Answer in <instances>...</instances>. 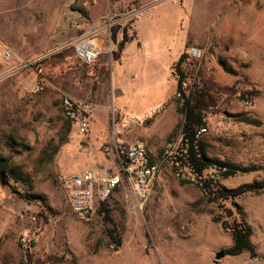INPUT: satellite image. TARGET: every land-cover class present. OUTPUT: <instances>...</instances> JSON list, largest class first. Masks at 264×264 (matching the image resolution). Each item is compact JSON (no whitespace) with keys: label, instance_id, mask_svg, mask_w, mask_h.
Segmentation results:
<instances>
[{"label":"rangeland","instance_id":"rangeland-1","mask_svg":"<svg viewBox=\"0 0 264 264\" xmlns=\"http://www.w3.org/2000/svg\"><path fill=\"white\" fill-rule=\"evenodd\" d=\"M186 30L183 50H201L182 66L186 95L202 108L206 132L200 143L208 158L234 166L236 174L203 191L162 166L148 201L139 203L124 186L105 202L108 212L96 204L88 219L76 218L60 186L64 175L114 169L104 147L115 142L145 141L157 159L172 136L164 132L165 121L171 117L176 127L182 121L172 83L177 78L173 67L170 78L166 64L181 49ZM136 31L141 48L170 51L155 91L157 99L173 96L151 118L123 125L121 102L127 116H140L157 102L118 97L119 85L134 94L154 84L134 63L130 78L112 60L124 33L129 41ZM95 38L104 39L102 50L84 64L74 44ZM0 42L19 57H42L35 67L47 80L41 93L22 92L32 71L17 70V60H0V155L10 165L8 185L0 186V264H264V0H0ZM63 95L91 104L85 135L64 118ZM169 108V117L161 119ZM245 184L255 188L234 198L209 194ZM237 211L252 227L254 255L216 261L232 241L213 219L230 222ZM108 228L120 233L117 251L110 249Z\"/></svg>","mask_w":264,"mask_h":264},{"label":"built area","instance_id":"built-area-1","mask_svg":"<svg viewBox=\"0 0 264 264\" xmlns=\"http://www.w3.org/2000/svg\"><path fill=\"white\" fill-rule=\"evenodd\" d=\"M137 15V14H136ZM132 14L129 19L136 16ZM112 39L110 33H107ZM94 40V39H93ZM93 40H78L74 44L77 58L84 64L93 63L101 52ZM86 44V45H85ZM113 48H110L109 53ZM188 60L198 58L201 50L191 46L186 51ZM42 57L36 59L22 58L15 54L13 49L0 42V60H17V70H30L34 77L21 84L20 90L29 94L41 93L47 80L41 74L40 64ZM178 79V74L174 73ZM186 88V83L183 84ZM177 96L180 94L177 93ZM246 104L250 101L247 99ZM91 104L73 99L68 95L61 97V110L64 118L69 122L77 135H85L92 120ZM157 111H151L143 119L151 118ZM115 111L112 112L114 117ZM143 119L123 116L122 124H139ZM206 132V127L201 126L195 133L193 139H189L181 129L177 130L163 145L157 159L151 154L147 144L142 140H136L130 144L113 143L104 147L106 153L113 156L114 169L109 166L85 168L80 171L64 175L60 180V186L64 192L71 210L76 218L88 219L96 204L105 203L113 193L120 187L127 186L139 203L148 201L151 197L156 177L162 166L167 167L173 175L181 182L198 186L203 191L209 189L221 177L223 169L213 166L211 169L199 172L193 158H200V137ZM22 248H26L25 238L20 239ZM111 251L114 246L110 245Z\"/></svg>","mask_w":264,"mask_h":264},{"label":"trees","instance_id":"trees-1","mask_svg":"<svg viewBox=\"0 0 264 264\" xmlns=\"http://www.w3.org/2000/svg\"><path fill=\"white\" fill-rule=\"evenodd\" d=\"M128 42L126 33L122 39L117 43L114 51H112V60L115 61L119 58L125 44ZM188 61L186 52L184 51L173 65V72L178 74L176 82V91L180 94L181 103L177 105L176 112L182 115V121L177 125L175 132L179 129L185 133L189 139H193L196 131L201 127L205 126L203 122V114L200 102L193 97L190 93L186 95V88H183L185 81V74L182 69L183 64ZM173 135V134H172ZM200 158H193V163L199 172L207 171L213 166H219L223 171L220 173L221 178H226L236 174L237 169L227 163H222L206 156L204 148L200 143ZM10 169V165L7 160L0 155V186H7L8 182L5 179L6 173ZM253 184L241 185L234 189H223L216 191H209V194L215 198V195H219V198H234L240 196L246 192H251L254 189ZM105 203H101L100 212H108L104 208ZM238 216H235L232 221L220 220L214 218V222H220L224 230L229 231L231 235V246L224 250L225 255L238 256L244 252L254 255V248L251 244L250 238L252 235V227L246 222L244 216L237 211ZM106 236L109 241V245L114 246V251H117L121 246V237L118 230L115 228H108L106 230ZM32 245L34 243L31 242Z\"/></svg>","mask_w":264,"mask_h":264},{"label":"crops","instance_id":"crops-1","mask_svg":"<svg viewBox=\"0 0 264 264\" xmlns=\"http://www.w3.org/2000/svg\"><path fill=\"white\" fill-rule=\"evenodd\" d=\"M138 22L139 21L136 22V25H135L136 27H137ZM136 27H135V29H136ZM188 38H189V34H188V31L186 30L185 35L180 40L181 49L177 52V54H175L174 57L170 58L169 62H167V64H166V68H167L166 70L168 72V75H170V78H171V68L173 67L174 63L178 60L179 56L184 52V50H183L184 44ZM138 40H139V38L137 36V31H136V37L133 38L132 40H129L125 44L119 58L117 60H115V63L117 64V68H119L120 70H122L123 73H125V77L130 76V78H134V74H135L134 70H136L139 72L140 76L143 75L146 79H152L154 81V84L152 83L148 86L141 87L142 89L140 91L134 92L135 95L133 93L127 92L125 89L123 90L120 85L117 86L118 97L122 98L123 101H124V99H126V97H129V96L131 99L135 100V98H136L140 102H144L150 98L151 99L152 98H154V99L158 98L159 94H158V92L155 91L158 72L160 70H163V67H164L163 64H164V61L166 58V56H165L166 52H170L169 50H165V48H162V47L161 48L160 47L155 48L154 50L149 52V51H147V49L140 47V42ZM93 41L102 50L104 39L95 38ZM134 44H137V46H139L140 48L139 47L133 48L132 45H134ZM132 63H134L136 65V68L134 70H132V69L129 70L131 68ZM125 67L127 69H125ZM126 72H128V73H126ZM172 83H173L174 88H176V82L173 79H172ZM172 96H173V94L170 96V98ZM168 100H166V98L157 99V102L155 104H148V106L144 110L145 111L144 114H142L140 116L132 114L129 116L130 117H136V118H142V117L147 116L151 111L155 110L157 112H160V110L162 109V106ZM119 107L118 108L120 110H122L125 114L128 115V113H129L128 108L126 106H123V102H121V105H119ZM170 110H171L170 108L167 111L165 110L164 114L163 115L161 114V119H163L165 116L169 117V115L171 113ZM167 120H168V122L165 121L166 124L163 125L164 132L170 133L172 135V134H174L173 130L176 129L175 122H173V119L171 117L167 118ZM88 131H90V127H89Z\"/></svg>","mask_w":264,"mask_h":264},{"label":"water","instance_id":"water-1","mask_svg":"<svg viewBox=\"0 0 264 264\" xmlns=\"http://www.w3.org/2000/svg\"><path fill=\"white\" fill-rule=\"evenodd\" d=\"M224 251H218L216 254H215V260L217 261V260H220L221 258H223L224 257Z\"/></svg>","mask_w":264,"mask_h":264},{"label":"bare ground","instance_id":"bare-ground-1","mask_svg":"<svg viewBox=\"0 0 264 264\" xmlns=\"http://www.w3.org/2000/svg\"><path fill=\"white\" fill-rule=\"evenodd\" d=\"M86 45V44H85Z\"/></svg>","mask_w":264,"mask_h":264}]
</instances>
